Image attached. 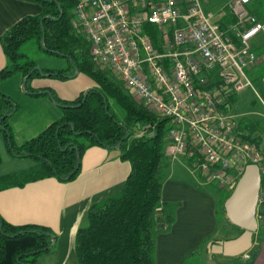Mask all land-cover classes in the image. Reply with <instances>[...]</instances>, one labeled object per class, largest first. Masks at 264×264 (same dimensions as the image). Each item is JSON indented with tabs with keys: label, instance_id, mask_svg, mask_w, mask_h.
Returning <instances> with one entry per match:
<instances>
[{
	"label": "trees",
	"instance_id": "obj_1",
	"mask_svg": "<svg viewBox=\"0 0 264 264\" xmlns=\"http://www.w3.org/2000/svg\"><path fill=\"white\" fill-rule=\"evenodd\" d=\"M27 1L38 3L43 11L38 16L24 18L1 37L7 64L0 71V84L18 74L23 79L29 77L24 90L35 97H52L60 105L62 116L37 137L18 146L9 124L18 104L0 91V130L4 132L9 149L19 158L37 161L29 169L0 176V192L48 178L72 181L81 171L80 161L86 150L95 146L115 148L121 144L120 156L130 162L131 172L118 193L89 207L88 226L78 229L75 235L78 264H157L158 236L173 221L171 217L162 218L160 215L166 205L162 191L170 165L166 155L170 119L153 114L134 98L130 90L93 61L90 44L73 28L76 0ZM235 21V18L225 16L221 25L225 27ZM147 32L152 38L157 33L155 28H149ZM32 40L46 54L67 62L63 69H42L43 73L67 80L78 71L93 81L94 86L86 97L82 93L75 100H62L51 89L31 86V82L41 76L36 69L38 64L20 50ZM258 49L264 64V44L259 43ZM112 103L124 112L122 121L114 113ZM139 131H153L154 136L147 137ZM249 139L258 144L261 141ZM199 177L202 180V176ZM261 190H264V176ZM217 192L220 197L216 217L221 222L225 220V231L230 234L229 227L240 229L226 217L225 202L233 191L217 189ZM259 205L257 237L262 242L264 203ZM240 231L241 234L244 232L243 229ZM53 238L48 228L14 226L0 216V264H37L42 254L52 250ZM226 239L231 240L229 236ZM209 241V238L202 241L203 250L206 251ZM198 250L189 253L183 262L199 264L192 262ZM259 253L260 248L255 247L246 253L249 259L245 260L244 254L232 259L237 264H255Z\"/></svg>",
	"mask_w": 264,
	"mask_h": 264
},
{
	"label": "built area",
	"instance_id": "obj_2",
	"mask_svg": "<svg viewBox=\"0 0 264 264\" xmlns=\"http://www.w3.org/2000/svg\"><path fill=\"white\" fill-rule=\"evenodd\" d=\"M249 3H228L236 21L226 27L202 0H76L73 11V28L90 44L93 61L153 114L170 119V161L185 159L193 173L228 192L247 167L264 173V144L249 139L231 107L253 87L248 72L263 60L255 50L264 23ZM146 28H155V38Z\"/></svg>",
	"mask_w": 264,
	"mask_h": 264
},
{
	"label": "crops",
	"instance_id": "obj_3",
	"mask_svg": "<svg viewBox=\"0 0 264 264\" xmlns=\"http://www.w3.org/2000/svg\"><path fill=\"white\" fill-rule=\"evenodd\" d=\"M202 1L207 14L220 25L225 16L233 17L225 6L216 12H212L222 0ZM225 1L222 3L228 4L232 0ZM263 5L262 0H250L248 7L252 6L249 10L250 13L264 23ZM42 11L41 5L36 2L0 0V39L21 20L26 17L38 16ZM213 17L215 18L213 19ZM230 23L232 22L227 23V25ZM258 39L261 45L264 44V32ZM6 64L7 58L0 43V71ZM263 65L261 62L249 72L252 71L253 76V73L260 72ZM80 75L78 74L76 77ZM255 84L258 86V90L252 89L253 87L247 88L234 96L231 100V107L234 113L239 115L240 127L248 131L254 139H261L259 143L264 144V75H258ZM32 87L34 89L43 88ZM44 88L52 90L48 86H44ZM247 91L250 95L245 96L244 93ZM54 92L56 93V91ZM32 97L35 98L34 101L28 102V104L42 108L33 110L35 116L31 118L28 115L24 122V119L18 115L24 112L23 105L22 108L18 105L16 113L9 119L13 136L20 138L38 136L62 116L58 110V105H54V101L49 95ZM247 105L249 110L242 111ZM252 115L256 117L254 120H252ZM20 143L17 145L20 146ZM129 164L127 160L121 158L120 149L103 146L89 148L81 157L79 175L72 181L63 182L57 178H48L29 183L23 187H13L1 191L0 216L14 226L37 225L48 228L54 235L55 243L51 251L39 257L40 259L38 258L37 264H68L72 258L74 259L73 243L76 232L88 223L87 212L89 207L120 191L131 172ZM173 164H179L181 168H185L193 174L187 165L181 162H170L171 167ZM180 170L183 169H178V171ZM194 182L180 180L176 178L173 172L170 174L167 172L162 199L164 203L171 204L165 205L164 215L167 218L171 217L173 221L158 236L157 264H190L184 263L183 259L194 251L205 238L210 239L206 246L207 262L214 259L217 262L222 258L225 260L235 258L212 253V246L218 245L219 242H226L227 239H218L217 236L219 231L216 222L217 201L214 197L206 195L207 193L196 186L198 184ZM228 230L230 231L228 235L232 233L241 235L240 229L228 228ZM258 231L254 235L253 245L249 251L259 247L260 253L255 264H264V241L258 240ZM237 237L235 235L230 236L231 240ZM216 239H218L217 242H215ZM211 254H213L212 259L210 258Z\"/></svg>",
	"mask_w": 264,
	"mask_h": 264
},
{
	"label": "rangeland",
	"instance_id": "obj_4",
	"mask_svg": "<svg viewBox=\"0 0 264 264\" xmlns=\"http://www.w3.org/2000/svg\"><path fill=\"white\" fill-rule=\"evenodd\" d=\"M224 1L225 0H222V2H224ZM222 2H219V4L216 5V7L213 9L214 11H212V12H216V11L222 9V8H224V6L227 9L228 4H226V3L224 4ZM225 2H227V1H225ZM262 4H264V0H262ZM263 7H264V5H263ZM250 8H252V6H250ZM250 8L248 7V10H250ZM214 18L215 17H213V19ZM82 36L85 39L84 35H82ZM20 51L23 54H25L29 59L36 61V63L38 64L37 67L41 68V69L59 70V69L65 68L67 66V62L65 59H62V58H59L56 56H50V55L46 54L39 47V45L36 43V41H33V40L26 43L25 45H23ZM255 51L260 52L259 49L255 50ZM256 74H257V76H256ZM248 75H249V78H250L252 85H253L252 89L255 88L258 90L259 88L255 84V80L257 79L258 75H261V76L264 75V65L260 68V72H256L255 74L253 73V76H252V71H251V72H248ZM71 76L72 75H70L69 78ZM76 76H78V75H76V73H75L73 75V77H75V78H73V79L70 78L71 80L70 79L64 80V79H59V78H54V77H48L47 78V77L40 76L38 78H35L32 81V86L43 87V88H44V86H48V87L52 88V90L55 89L54 91H56V94L60 99H62V100H75L82 93H85L89 88H93L92 86H94L93 81L89 77L85 76L84 74H81L79 77H76ZM23 85H24V81H23L21 75H19V74L14 75L13 77H11L10 79L6 80L5 82H3L1 84L0 91L4 94L10 96L11 98H13L14 101L16 102V104H18L20 108H22V105H23L22 109H24V112H22V114H18V115H19V117L24 119V122H25V118H27L28 115L31 118L35 116V113L32 112L33 110H40V108H42V107H40V106L35 107V106L28 104V102L31 103L32 101H34L33 99H35V98H33L31 95H29L23 89ZM88 86H91V87H88ZM248 92L249 91L245 92L244 95L245 96L250 95V94H248ZM46 99H48V98H46ZM49 99H50V101H52L51 98H49ZM54 105H56V104L54 103ZM112 109H113L114 113L116 114L118 120L122 121L125 117L124 112L114 103H112ZM58 110H59L60 114H62V109H61L60 105H58ZM245 110H249L248 105L244 110L242 109V111H245ZM255 118L256 117L254 115H252V120H254ZM139 133L146 134L147 137L154 136L153 131H151L149 133H146L145 131H139ZM35 137H37V135L33 136V137H23V138L16 137L14 135V141L16 142V144H19V142H21L20 145H22L23 143H25V142H27V141L31 140L32 138H35ZM0 158H1L0 176H5V175H9V174H12L15 172L23 171V170L29 169L32 166H35L37 164V161L34 160L33 158H19V157L15 156L11 152V150L9 149V145L6 142L5 137H4V132L1 130H0ZM178 162H181L184 165H187L188 167L191 166V164L183 158H180L178 161H175L174 163H178ZM129 165L131 167V164H129ZM173 166L171 167L169 165V167L167 169V172L169 174L173 172L176 175V178H179L180 180H183L186 182H187V180L188 181L191 180L192 182H194V180H195L194 183L198 184L196 186H198L199 188L204 190L207 193L206 195L214 197V199L216 201L220 197V196H218L219 194L217 192V189L220 191H223V192H228V191L219 189L217 183H208L207 180L203 179V177H202V180H200L199 175H201V174L199 172L198 173L195 172V173L191 174L185 168H181L179 164H173ZM178 169H183V170L178 171ZM174 170H175V172H174ZM262 176H264V173H262ZM262 191L263 190H261V192ZM229 192H231V191H229ZM166 205H171V204L166 203ZM216 206H217V204H216ZM160 215L162 218L167 217V216L165 217V215H164V209H163V211H161ZM221 221H222L221 219H217V221H216L217 225L219 226V231H218V235H217L218 239H224V238H227L228 236L230 238V236L236 235V233H232L231 235H228L225 231L226 226L224 225V223H226V222H225V220L223 222H221ZM86 226H88V223H86V225L84 227H86ZM227 227H229V226H227ZM229 228H231V227H229ZM205 239L207 240V238H205ZM205 239H203L202 241H204ZM202 241L200 242L198 247L195 249V250L199 249L198 250L199 253L196 256H194V259L192 260V262L199 263V264H200V262H202L201 264H214V263H216V264H237L236 260H233V259L232 260H225L223 258H222V260H218L217 261L218 263L215 261V259L207 262L206 261V255H207L206 251L203 250V245H201ZM73 248H74L73 256H74V259L76 262L72 258L68 262V264H73V263L78 264V260H77V256H76V252H75V238H74ZM44 254H46V253H44ZM44 254H42L40 257H42ZM200 254L202 256L203 261L201 259ZM245 255H246V253L244 254V256Z\"/></svg>",
	"mask_w": 264,
	"mask_h": 264
},
{
	"label": "water",
	"instance_id": "obj_5",
	"mask_svg": "<svg viewBox=\"0 0 264 264\" xmlns=\"http://www.w3.org/2000/svg\"><path fill=\"white\" fill-rule=\"evenodd\" d=\"M43 47L45 48L44 45ZM36 69L43 77L52 76L50 73H43L41 68L37 67ZM78 74L79 72L77 71L76 75ZM28 78L29 77H26L24 79L23 87H25ZM70 78H73V76ZM91 89L92 88H89L85 92V97ZM53 101L57 104L54 99ZM71 126L74 129L73 124H71ZM120 147L121 144L115 148L120 149ZM261 183L262 175L259 167L249 166L240 178L232 195L225 202L226 217L233 225L243 229L244 232L233 240L219 242L218 245L212 246V253H217L226 257H239L251 249L254 235L259 228L257 213L260 203ZM54 243L55 239L53 238V245ZM212 255L213 254L210 256L211 259Z\"/></svg>",
	"mask_w": 264,
	"mask_h": 264
}]
</instances>
